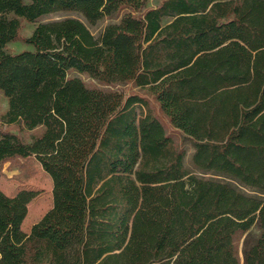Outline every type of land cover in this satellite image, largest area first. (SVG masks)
I'll list each match as a JSON object with an SVG mask.
<instances>
[{
	"label": "trees",
	"instance_id": "16d2710c",
	"mask_svg": "<svg viewBox=\"0 0 264 264\" xmlns=\"http://www.w3.org/2000/svg\"><path fill=\"white\" fill-rule=\"evenodd\" d=\"M149 1L0 0L3 118L18 128H0V174L34 158L53 181L29 233L37 192L0 189V264H264V0ZM55 12L121 19L96 37L80 17L39 22ZM24 21L39 22L29 37ZM18 40L32 49L8 51ZM175 131L225 180L188 173Z\"/></svg>",
	"mask_w": 264,
	"mask_h": 264
},
{
	"label": "rangeland",
	"instance_id": "374dc122",
	"mask_svg": "<svg viewBox=\"0 0 264 264\" xmlns=\"http://www.w3.org/2000/svg\"><path fill=\"white\" fill-rule=\"evenodd\" d=\"M161 1L162 0H150L147 3V7L156 6ZM68 16H76L83 19L80 15L76 13L55 12L44 16L39 22L63 19ZM120 19H121V15L113 16V17H104L93 25L88 24L84 19L83 20L86 22L92 33L96 37H99L107 25L111 23H118ZM39 22L32 23V22L24 21L22 25L21 35L24 37H29ZM31 49L32 46L25 43L22 40L12 41L7 45V50L10 52H20L23 50H31ZM78 75L89 86H95L102 89L117 90L126 93L130 91H135L140 94L149 95L146 89L135 87L132 83L122 82V83H115L112 85H104L100 83L98 80L91 78L87 74H78ZM7 110H8V99L6 98L4 93L0 90V128L2 129L7 128L13 131H18V128L15 125H7L4 122L3 117ZM166 122L168 124L167 131L170 130L173 131L167 119ZM41 132H42V128L40 127L33 131H23L22 134L28 141H31V137L33 135H39L41 134ZM172 134L174 137L175 146L178 149L181 148L186 151L185 167L188 173L195 174L197 176H201L206 179L225 180L224 176L218 173L202 172L198 168H196L192 161V157L195 151L193 141L185 137L184 134L181 132L175 131L172 132ZM22 162H23L22 160H19V162L4 163L2 172L0 174V189L9 196H15L23 190H32L37 192V195L34 198H32V200L28 204L27 216L22 223V229L26 233H29L32 226L35 223H37L45 215V213L53 206V194H52L53 181L50 175L44 171L41 164L36 159L31 158L25 164H22ZM233 183L243 191L250 193V191L244 186L236 182ZM250 235L256 238L258 235V230L254 228ZM246 237L247 234H240L236 238L237 248L241 260H243V250H244Z\"/></svg>",
	"mask_w": 264,
	"mask_h": 264
}]
</instances>
